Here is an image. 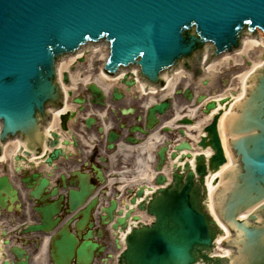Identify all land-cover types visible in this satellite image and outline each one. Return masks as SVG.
I'll return each instance as SVG.
<instances>
[{"label":"water","instance_id":"95a60500","mask_svg":"<svg viewBox=\"0 0 264 264\" xmlns=\"http://www.w3.org/2000/svg\"><path fill=\"white\" fill-rule=\"evenodd\" d=\"M257 28L264 32V0H0V152L1 142L16 134L26 138L30 146L38 147L46 107L60 97L54 81L56 60L76 51L87 41L104 38L110 43V55L104 65L107 71L115 73L121 66L135 63L140 67L141 78L156 84L162 81L160 73L170 70L179 61L185 60L188 67L186 58L207 43L212 44L211 55L217 56L238 47L241 36L252 34ZM58 72L61 83L60 62ZM64 80H68L67 73H64ZM251 81L247 95L236 106L237 113L226 122L237 165L218 175L219 186L223 183L216 191L217 211L233 232L225 242L234 249L232 258L208 254L218 229L216 221L201 204L206 192L205 187L201 192V184L207 165L204 155L199 154L195 156V172L190 169V162H185L186 175L173 172L171 181L157 188L151 198L137 202V197L145 194L144 186L131 196V204L154 215L155 219L150 225L138 223L128 233L118 257L119 264H194L199 260L205 264H264V66L252 75ZM88 88L94 100L104 98L95 83H90ZM114 96L119 99L121 94L114 92ZM74 101L82 103L84 98ZM214 105V101L207 103L205 111L209 112ZM169 106V99L151 105L146 113L145 127L131 125L129 130L148 133L159 121L157 114H163ZM72 114L70 111L61 114L62 129L67 130V119ZM220 114L217 113L205 127L207 136L203 135L199 142L203 148L210 145L214 150L208 159L211 169L219 168L226 160L217 131ZM94 122L92 116L85 119L88 127ZM102 130L100 126L99 131ZM51 135L47 144L53 149L45 158L49 166L54 159L65 155L58 146L59 133L51 131ZM118 137L119 133L110 130L107 147L113 148ZM126 138L140 141L132 135ZM68 143L67 139L62 141V144ZM184 148L191 149V145L182 141L175 146L171 157L175 158L177 151ZM166 150V145L158 150L157 170L162 169ZM25 153L31 152L25 150ZM180 156L191 157V152ZM93 167L102 179L100 169ZM175 167L181 170L180 165ZM74 173L78 177L71 182L77 184V188H68L64 175H60L58 186L51 188L48 178L51 171L46 176L33 172L22 179L30 189L29 197L35 202L42 201L35 206L40 221L30 223L22 232L56 230L50 238L53 264H92L95 255L100 256L104 251V247L93 240L92 225H86L98 201L96 196L89 199L95 187L88 175ZM195 173L199 175L198 182ZM165 182L164 174L157 175L156 184ZM59 187L68 189L64 209L68 216L63 223L59 213L65 195L59 193ZM131 191L129 189V193ZM16 199L17 190L8 176H0V206L5 207L8 200ZM115 207V199L104 207V223L113 219ZM248 209L251 210L246 219L237 217ZM134 210L131 207L124 216L117 217L112 228H124ZM119 214L122 211L119 210ZM131 217L140 219L138 214ZM70 224H73V231ZM3 243L8 244L9 240ZM116 243L120 247L117 238ZM10 251L17 258L16 264H30V254L25 248L14 245ZM2 254L5 252L0 253V258ZM110 260H113L111 253L100 259V264H115ZM0 264H9V261Z\"/></svg>","mask_w":264,"mask_h":264},{"label":"bare ground","instance_id":"6f19581e","mask_svg":"<svg viewBox=\"0 0 264 264\" xmlns=\"http://www.w3.org/2000/svg\"><path fill=\"white\" fill-rule=\"evenodd\" d=\"M105 53L106 50L102 47L88 45L87 47H83V50L79 53L70 57H65L60 61L61 83L66 96L68 95L69 91H77V84L80 81L83 84H86L89 81H95L103 88L106 93L111 92L114 87L116 89L120 88L127 96L121 102L125 105H130L131 103L135 102L137 103L138 100H136L135 97H141L140 99H144L143 96L146 95V98L143 101V106L147 107L149 104L153 103L158 98V96L159 98L171 96L173 90L176 87L182 89L187 87L192 88L194 97L191 100H188V102H183V99L180 96L173 95L176 109L175 114L177 118L180 116H188L193 119L197 117L200 118V112L203 110L204 105L209 100L215 101V105L202 117V119L197 122L196 125L181 122L180 126L186 128L188 133L187 135L193 141H197L199 139L203 124L209 121V119L215 113L224 110L219 120V129L228 160L217 169L208 168L207 174L205 175L206 185L208 188V199L206 200V204H208L207 210L214 216L218 224H220L222 227V232L219 233L217 237L218 246L220 249L218 251L224 254L230 253V249L223 246L222 243L229 237L228 235H230L231 229L226 223H223V219L217 211L219 199L216 198V191L219 188L218 175L224 173L226 169L235 164L233 159L234 157L228 145L230 135L228 134L225 125L227 119L237 113L236 106L243 97L244 93L247 92L248 82L252 76V73L264 61V36L261 33L256 37L245 36L241 42L240 48L231 53H224L215 60L201 62L202 68L197 69L194 73L187 72L181 67L176 70H172L170 73L165 72V86L159 91H155V87L150 86V89L153 92H149L147 94L140 92L139 87L141 88L144 86V83L141 80L139 81L140 85H138L137 82H133V84L127 83L128 80H131V74L126 75L124 78H118L117 76L107 73L102 67L101 63L97 64L98 69L95 70V62L100 60L105 55ZM84 61H89L87 67L84 66ZM93 71H97L98 73L95 76H92L91 74ZM85 72L86 75L83 77ZM64 73H68L67 77L69 76V82L68 80L65 82L62 81V74L64 75ZM226 77L228 78V81L224 84L223 78ZM138 91L140 92L139 94ZM202 93L205 95L204 98H202L200 101H196V97ZM231 100H234V102ZM229 102L230 107L228 109L227 106ZM185 108H188V110L187 112L185 111V113H183V110L181 109ZM67 109H74V106L70 104L69 100H66L64 107L61 110H53V121L47 125V132H49V129L55 128V126L58 125L59 114ZM74 120L75 117L73 116L72 121ZM167 123L171 125L173 123V119ZM161 139L162 137L156 132L153 133L145 143L136 147L141 148L142 151L136 155V159L137 163L143 165L144 167L146 166V168L143 169L144 171L139 172L143 173L145 177H149L151 174V171L147 165L148 162L151 161V158H149V154L146 158H144L143 155L149 153L154 145L157 142H160ZM23 143L24 142L21 139H13L8 141L1 159L7 161L10 160L11 164L15 163V165H17L19 168L29 165L30 163L26 160V158L20 152H18V147ZM120 146L122 147L123 144L120 143ZM128 148L131 147H126V149ZM194 150L196 152L201 150V152H203L207 158L212 152V148L210 146H206L205 148L197 147ZM13 154H17L18 158L13 159ZM185 157L186 156L177 158L176 165H183L186 160L182 161V159ZM190 162L192 165L195 163L192 158L190 159ZM140 214L144 215L145 211H141ZM46 241L47 238L45 242ZM41 254L42 248L38 252V258H40ZM7 258L8 255L3 257V260H6Z\"/></svg>","mask_w":264,"mask_h":264},{"label":"rangeland","instance_id":"374dc122","mask_svg":"<svg viewBox=\"0 0 264 264\" xmlns=\"http://www.w3.org/2000/svg\"><path fill=\"white\" fill-rule=\"evenodd\" d=\"M89 61H84V66L87 67ZM100 63V60L96 61L95 62V70L98 69V65ZM97 74V71H93L92 72V76H95ZM86 75V72L83 74V77ZM228 81V78H223V83L225 84L226 82ZM78 85V89L76 92L78 93H86V84H83L81 81L77 84ZM73 91V90H72ZM73 94H76L75 92ZM141 108V107H140ZM142 111H139V113H141ZM173 112V111H172ZM184 112V110H183ZM175 113H173L174 115ZM172 116V115H171ZM204 116V114L201 113L200 115V118L198 117V120L202 119V117ZM129 119V118H128ZM95 134H98L99 133L97 132V129L96 127L90 132V138H93L95 137L96 135ZM84 137H85V140L87 139V141H85L86 143L90 142V138H87L86 136V132H84ZM138 150L134 149V148H129V149H125L124 151H118L116 152V166L117 167H121L122 164L126 163L129 167H132L133 164L135 166V162H134V155H136ZM2 166V162L0 163V167Z\"/></svg>","mask_w":264,"mask_h":264},{"label":"flooded vegetation","instance_id":"af4514ba","mask_svg":"<svg viewBox=\"0 0 264 264\" xmlns=\"http://www.w3.org/2000/svg\"><path fill=\"white\" fill-rule=\"evenodd\" d=\"M175 96H180L182 99H183V102L187 101L188 102V98L187 96L184 95L183 92H180L179 94H176ZM199 96V95H198ZM136 100H138L137 97H135ZM138 103V102H137ZM139 105V103H138ZM138 105H136L135 103H131L130 105H126L127 108H133L134 112H128L126 114H122L121 113V109H122V106L120 108L117 109V113L119 114L120 116V120L122 122H126V123H131V122H135L137 121L138 119V116H139V108H138ZM173 108L175 110V101L173 100ZM170 109V111H168L163 117L162 119L164 121H169L171 119V115H173V110ZM172 110V111H171ZM181 110H188V108H185V109H181ZM185 113V112H184ZM182 117H185V116H182ZM129 118V119H128ZM180 119H177V122L179 121ZM196 120V118H194V121ZM118 126H120V122L117 123ZM179 134V126H175L172 130H168L167 134H166V137L169 138L170 140L171 139H176L177 135ZM96 145H98V143H95L94 145V149H93V153L95 152V148H96ZM87 159H89V157H87ZM84 164L82 163L80 165V167L83 169L84 168ZM98 232V230H97Z\"/></svg>","mask_w":264,"mask_h":264},{"label":"crops","instance_id":"0c3cea01","mask_svg":"<svg viewBox=\"0 0 264 264\" xmlns=\"http://www.w3.org/2000/svg\"><path fill=\"white\" fill-rule=\"evenodd\" d=\"M67 151L69 152V153H74L75 152V149L74 148H72V147H69L68 149H67ZM8 209L9 210H18L19 209V207L16 205V204H9V206H8ZM41 258H42V264H49V261H48V246H47V244H44L43 246H42V254H41Z\"/></svg>","mask_w":264,"mask_h":264}]
</instances>
